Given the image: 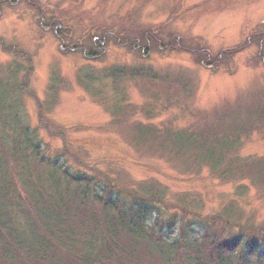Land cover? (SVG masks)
<instances>
[{
  "label": "rangeland",
  "instance_id": "374dc122",
  "mask_svg": "<svg viewBox=\"0 0 264 264\" xmlns=\"http://www.w3.org/2000/svg\"><path fill=\"white\" fill-rule=\"evenodd\" d=\"M3 108L70 171L127 191L161 182L168 207L152 220L176 238L185 218L199 236L193 214L218 211L235 184L190 158L264 166V0H0ZM21 130L0 134L14 146ZM176 140L192 147L178 155ZM249 188L235 209L264 225V186Z\"/></svg>",
  "mask_w": 264,
  "mask_h": 264
},
{
  "label": "trees",
  "instance_id": "16d2710c",
  "mask_svg": "<svg viewBox=\"0 0 264 264\" xmlns=\"http://www.w3.org/2000/svg\"><path fill=\"white\" fill-rule=\"evenodd\" d=\"M98 42L95 50L84 51L87 58L102 54ZM3 109L0 122L10 115V108ZM2 124L0 133L22 128V134L15 135L14 146L0 134V264H264V225L257 224L254 212L243 220L235 209L250 185L264 186L261 161L259 173L245 171L256 158L191 157L235 185L218 211L193 214L200 221L199 236L183 218L179 236L170 238L165 226L152 220L155 205L168 207L161 182L144 181L127 191L106 174L80 175L45 155L26 125ZM240 135L231 149L241 145ZM173 145L178 155L192 147L179 140ZM122 192L127 199L118 195ZM174 219L166 223L169 231Z\"/></svg>",
  "mask_w": 264,
  "mask_h": 264
}]
</instances>
